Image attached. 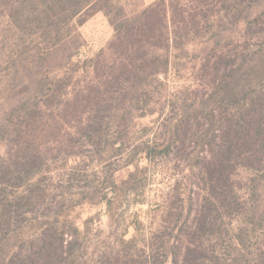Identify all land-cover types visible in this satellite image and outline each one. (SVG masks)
I'll return each instance as SVG.
<instances>
[{
    "label": "rangeland",
    "instance_id": "374dc122",
    "mask_svg": "<svg viewBox=\"0 0 264 264\" xmlns=\"http://www.w3.org/2000/svg\"><path fill=\"white\" fill-rule=\"evenodd\" d=\"M14 1L4 0V6L0 7V110L9 108L5 122L11 130L5 138H0V200L13 210L21 202L25 206L21 208L22 214L14 215L11 220L12 238L1 256L7 260L14 254L23 255L27 260L34 257L47 231L56 235L62 231L69 233L65 238L75 241L67 249L73 264H103L118 253H134L136 245L144 244L162 223L172 222L170 214L174 208H170V195L180 183L195 199L194 204L186 202L184 206L185 217L191 211L189 220L193 219L198 205L196 197L206 192L199 163L209 155L211 143L213 148L221 144V127L224 129L237 116L240 119L249 109L248 99L242 100L240 105L235 104L229 89L220 84L224 85L231 69L242 61L244 54L258 49L264 51V0H183L188 8L185 14L189 9L193 13L197 7L198 34L188 39L185 24L180 23L183 41L188 39V42L181 48L170 49V66L158 77L159 82L133 95L132 105L139 109L136 113L139 115L143 108L147 114H135L127 122L112 118L109 125L103 126L102 137L93 138L88 146L82 140L83 155L70 158L57 151L60 143L68 144L81 126L76 115L86 109L84 100L88 94L81 89L94 78L84 61L94 58L109 45L114 28L103 12H96L77 26V33L74 24L65 27L63 32L67 39L55 48L56 53L50 54L52 43L39 33L31 35L11 18ZM119 1L128 13H133L157 0ZM204 15L208 16L204 18ZM258 28H261L259 32ZM259 43L262 45L258 46ZM71 53L74 54L73 64L68 59ZM259 59H264V52H260ZM25 65L36 68L28 73L23 70ZM30 76L41 80L42 90L24 88L21 82ZM66 80L70 83L67 90L58 91L57 86ZM251 92L263 106L261 121L264 126V78ZM55 96L65 99L63 109L69 111L67 124L58 122L60 104ZM46 101L53 103L52 108L35 112V124L29 128L24 119L28 109ZM151 110L155 112L150 113ZM211 111L215 113V129L207 132L206 114ZM185 115L189 120L182 121L175 135L178 148L170 155L152 161L147 159L141 152L144 143L163 141L164 124H172L175 129ZM84 117L86 119L87 114ZM19 123L24 127V138L33 140L49 159L29 182L16 187L13 177L19 175L23 166L18 162L23 161L25 154L18 144V126H13ZM114 141H118L116 146L123 150L111 156L105 150L108 143ZM261 155L262 163L255 168L239 165L228 181L241 207L251 211L247 217L250 251L255 250L264 234V229L252 222L255 214L264 212V156ZM4 166L13 171L11 179H3ZM112 181L118 187L116 193L111 187L106 189ZM102 191L113 200L111 209L99 202ZM28 202L31 206H27ZM244 213L223 216L220 222L222 238L212 242L222 253H227L230 239L243 222ZM122 238H134L135 242L123 246ZM154 248L159 259H164L163 264H173V256L164 258V248ZM167 251L170 252L169 246ZM175 252L180 253L179 248L175 247Z\"/></svg>",
    "mask_w": 264,
    "mask_h": 264
},
{
    "label": "trees",
    "instance_id": "16d2710c",
    "mask_svg": "<svg viewBox=\"0 0 264 264\" xmlns=\"http://www.w3.org/2000/svg\"><path fill=\"white\" fill-rule=\"evenodd\" d=\"M4 3V0H0V7L4 6ZM13 6L11 18L31 35L39 33L52 43L49 53H56L58 50L55 48L67 39L63 32L65 27L74 24L77 33V26L82 25L90 15L96 12H103L114 28V37L109 45L94 58L84 61L86 68H91L94 78L81 89L88 94L84 100L86 109L76 115L81 125L79 130L72 135L73 137L71 136L72 139L68 144L61 142L59 145L57 152L65 158L83 155L84 146H88L93 138L102 137L103 126L106 125L105 123L109 125L112 118L118 117L120 122H127L133 119L135 114L138 115L136 112L139 109L132 105L133 95L141 89L147 91L148 86L159 82L158 77L165 74L170 66V49L183 47L191 35L198 34L197 7L193 9L194 11L192 10L193 13L189 9L188 14H185L188 8L183 0H157L142 11L133 13H128L119 0H15ZM204 16L206 18L208 15ZM182 22L187 29L186 41H183V34L179 30ZM259 30L261 28H258L257 32ZM77 35L80 37V34ZM260 52L264 51L258 49L251 54H244L242 61L234 66L228 75L229 85L227 86L228 79L224 85L220 84L223 88L229 89L232 102L235 104L240 105L242 100L248 99L249 109L241 114L243 117L240 119L237 116L235 121L229 120L230 123H227L224 129L221 127L223 131L221 144L218 148H213L211 143L209 155H206L199 163V172L204 182L206 181V192L202 197H196L198 205L194 209L193 219L189 220L191 211L185 217L184 206L186 202L194 204L195 199L192 193L181 186V183L176 184L170 195V208L171 210L174 208L170 214L172 222L162 223L158 231L153 233L144 244L136 245L134 253L124 255L118 253L114 259L111 258L103 264H163L164 259H159L155 254L154 246L164 248L166 253L164 258L173 256V264H264V234L255 250L250 251V227L247 217L250 216L251 211L247 212L241 207L240 199L228 184L233 170L239 165L255 168L262 163L260 154L264 156V126L261 121L263 106L257 98H253L254 93L251 92L253 87L260 85L264 78V59H259ZM73 57V53L68 55L69 62L72 64ZM34 68H36L35 65L23 66V70L28 73L34 71ZM32 77L21 82L24 88L27 91L42 90L44 84L41 80H35ZM69 85L70 83L66 80L56 89L65 91ZM57 98L60 104L57 113L58 122L67 124L66 116L69 111L66 108L63 109L66 106L63 104L65 99L60 100L59 96ZM48 102L43 104L38 102L28 109L24 119L28 122L29 128L35 124V112H41L43 108H52L53 103ZM87 108L90 110L86 111ZM8 109L0 110V138H5L11 131L5 122ZM142 110L138 116L147 114L143 108ZM154 112V110L150 111V113ZM85 114H87L86 119ZM206 116L209 124L207 132H212L216 123L215 113L211 111ZM195 118L197 119V116ZM187 120L189 118L185 115L180 123L176 124L175 129L172 124H164L166 136L163 141L145 142L141 149L142 154L152 161L174 152L175 148H178L175 145L176 132ZM13 126L16 128L18 126L17 131L20 132L18 144L25 152L23 161L18 162L23 167L19 175L13 177L16 179V187H20L29 182L39 169L47 165L49 157L33 140L27 139V136L24 138L22 133L24 127L21 123ZM117 142L108 143L105 151L111 156L118 155L123 150L121 146H116ZM129 164L132 162L129 161ZM8 167L1 171L3 179L6 180L11 179L13 173ZM186 177L190 176L186 175ZM109 187L116 193L118 187L115 181H112L106 189ZM99 202L112 208L113 200L108 193H103ZM24 206L25 203L21 202L18 208L13 210L6 202L0 200V264H73L67 249H70L75 241L66 239L65 235L69 233L64 231L59 235L45 232L34 257L28 260L20 254L12 255L9 260L4 255L1 256L7 242L12 238L11 233L14 229H12L11 220L14 219V215L22 214L21 208L23 209ZM27 206H31V203L28 202ZM29 208L31 207L27 210H30ZM256 209L259 210L258 207ZM242 212H245L243 222L237 233L231 237L227 253H222L212 244L213 240L222 238L223 229L220 222L224 215H242ZM259 212L261 214L257 215L256 212L252 222L253 225L264 229V212ZM188 224L190 225L184 230ZM74 228L78 232V228ZM133 242H135L134 238L121 239L123 246ZM168 246L170 252L167 251ZM175 247L179 248L180 253L179 251L174 253Z\"/></svg>",
    "mask_w": 264,
    "mask_h": 264
}]
</instances>
